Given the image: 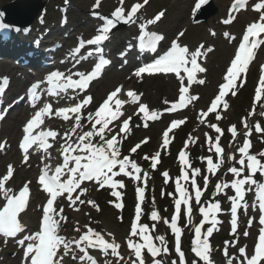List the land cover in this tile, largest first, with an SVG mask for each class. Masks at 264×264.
<instances>
[{
  "label": "snow or ice",
  "instance_id": "obj_1",
  "mask_svg": "<svg viewBox=\"0 0 264 264\" xmlns=\"http://www.w3.org/2000/svg\"><path fill=\"white\" fill-rule=\"evenodd\" d=\"M101 0H96L94 7L100 6ZM208 0H198L196 9H199L201 5L206 4ZM125 0H120V6L112 12L111 18L103 17L104 23L97 30L98 34L93 38L84 41L83 38L79 40V46L73 51V54L79 53L82 48L87 45H95L96 53H100L99 61L95 63L94 68L90 72H77L74 73L78 76V79H73L72 75L65 76L60 71H53L47 76L48 83L52 86L51 90L53 93L57 89L67 90L79 89L86 91L90 83L98 78L105 66L111 63L110 60L104 57L103 49L100 45L104 41L109 39V34L116 25L123 21L125 23L135 22V17L138 11L144 8L149 0H143L130 6L129 9L124 7ZM247 0H234L232 5V11L245 8ZM252 9L259 14L258 19L254 22L249 23L246 26V31L242 35L241 42L238 45L237 51L234 53V58L230 61L229 67H227L225 75L223 77V83L219 85L218 94L211 101L210 106L206 111L201 112V117H207L209 113H215L217 119H222L220 112L217 111L218 107L227 109L229 107L225 97L230 93L235 96L237 94V88L243 86L244 74L249 68L250 63L255 58V50L261 45H264V0H259L258 3L252 6ZM95 14V13H94ZM165 15L163 11L156 14L152 19L147 20L145 23L140 25L143 31L141 39V46L150 49L155 52L160 41H163L165 37L163 35L148 32L147 25L155 24L160 21ZM235 19L230 14L228 19L223 21L224 24H230ZM4 14L0 12V30H8L13 26L5 24L3 22ZM20 31L19 28L15 29ZM215 34L214 32L212 33ZM185 35L184 31H180L176 39L172 40L168 50L162 55L156 58L152 63L145 64L139 67L134 75L142 77L144 74H155V73H174L180 78L181 88L179 89V99L177 103H173L172 107L167 111H176L177 109L185 108L189 103L198 99L197 96L190 94V86L193 83L203 85L204 79H198L197 73H205L207 69L202 66L198 61L206 59L207 54L213 51L212 48H206L203 44L199 45L195 50H190L187 45H182L179 41L180 38ZM226 37L235 39L234 36H230L229 33H224ZM93 53H89L92 55ZM84 59V57H80ZM264 68V66H262ZM181 72L186 74L181 75ZM187 79V86L184 85V80ZM63 81V83H61ZM240 81V83H238ZM9 81L7 77L0 79V96H2L6 90V86ZM39 88V82L34 83L29 89V93L33 100L37 99V89ZM123 90V85L117 86L112 92L108 94L106 99L99 105L94 112H89L86 119L91 124V130L83 131L82 134L78 135L75 140L72 139V135L65 133L68 137L64 141L63 145V162L56 166L54 169L50 168L48 164L44 165L41 174L38 177V183L42 186L49 197L46 204L42 206V219L40 222L39 230L32 234L21 235L25 233L26 225L22 223L21 214L24 213L29 205L30 198V181L25 182L18 192H13L11 188L6 187L7 182L13 177L14 168L12 165L7 166L6 174L0 177V196L3 197V203H0V235L5 238H16V242L19 246L24 248V261L25 264H64L65 257H70L71 260H77L75 254L76 249L82 253L78 257L80 261H86L87 264H98L97 259L89 254V248H96L108 256L119 257L120 256V245L115 241L113 234L108 233L111 239H106L105 235L93 229L91 226H85L86 231L79 235L78 239L67 240L63 235L60 234L63 227L62 222L67 223V216H65L63 207L57 209L56 202L58 198L66 199L69 202V206L75 208L77 202L79 204H90L93 208L99 211V206L94 200H83L81 197L88 192V188L83 185L85 182L94 183L98 188L108 187L112 189V195L121 200V202L115 203V207L123 209L124 204L122 202V192L119 189L126 187L123 180L118 179L119 176L134 178L137 182L147 183V173H143L142 168L129 156H122L119 150L121 133H127L130 127L131 117L122 121L120 132L115 135H110V138L106 135L111 133L112 129L109 127L113 121L118 120L122 115V106L126 101L118 98V94ZM126 95L129 97L132 103L140 101V95L134 90H128ZM255 99L260 102L264 99V75H261L258 82V87L255 90ZM93 101V97L90 95L85 96L80 102L69 107L54 108L52 104H46L41 107L34 115L26 122L23 127V137L19 144L20 149L23 151L24 161L29 159V151L35 145L36 148L42 149L46 154L48 149L52 147L49 143L50 138H56L59 133L54 130H45L41 126L45 124V119L50 117H59L63 120H74V127L71 132L76 133L77 129L82 128L81 121L84 118L82 114V108L90 105ZM167 103V102H166ZM140 113L144 114L145 121L158 118V114L150 112L147 104L140 103ZM0 119L3 116L0 115ZM185 123V120H173L170 127L163 133V146H167L170 143L169 132L177 126ZM147 126V124H145ZM245 128L247 123L245 121ZM209 127L214 128L218 134L215 137H208L209 151H214V154L218 156V162H214L212 155L207 156V171L215 174L221 169L224 163L223 155L224 148L220 143V135L223 130L216 124H210ZM39 129V131H38ZM256 130L264 132V128H261L259 124L256 125ZM230 132L233 137L237 136V129L235 125H232ZM250 134V133H249ZM98 138V141L96 140ZM96 141V142H94ZM147 141H141L136 144L130 151L135 153L138 148L141 147L142 143ZM214 143V149L212 147ZM6 142H0V149H3ZM187 147V143L185 145ZM251 141L245 140L243 146L238 149L241 154V158L238 163L240 167H229L228 171L236 177L230 184L228 182H221L215 185L216 193L219 195L224 192L225 188L231 187L234 189V194L229 197L231 201L230 212H231V230L233 234L238 229V210H247L249 205L245 202L246 192L251 191L252 185H256V199L259 202V210L261 215L259 217V223L264 225V180H257L256 176L259 174L264 177V152L260 153L259 156L256 154H250ZM152 161L151 167L156 168L159 163L160 152L155 153L151 157H145ZM180 162L186 169L183 172L182 177H177L175 180V190L179 194L178 198H175L174 204V215L170 220L164 219L159 215L157 210L151 212V220L153 222H161L167 224L174 234L175 251L179 254L180 264H197V261L187 262L185 261V253L181 250V239L183 229L179 225V221L182 214V206L184 211L187 213L188 223L192 222V201L193 199L197 204L200 203L203 195V190L196 183L195 176L200 174L199 168H193L190 164L188 153L181 150L178 154ZM232 159H235L233 156ZM247 168L248 174L241 178L242 174ZM191 172V176L190 173ZM143 173V174H142ZM163 176L168 178V173L164 172ZM183 181V183H182ZM191 183L194 187L193 194L189 192L188 188L184 184ZM205 185L208 184V177H204ZM248 185L249 187H245ZM139 195V202L135 207V222L130 225V236L140 237L143 242H135L129 238L127 240V246L131 249L137 258L132 264H146L145 261V250L150 253L153 258L152 264H161L160 260H156L161 252H167L168 249L165 246L166 240L164 235H160L155 239L159 240V244L162 247H158L154 242V238L150 235L151 228L148 224L141 223L142 215V203L145 198V187H138L136 189ZM169 195H174L170 193ZM75 210H79L75 208ZM221 204L219 201L210 203L207 207L200 208V212L203 214L201 223L195 227V237L192 242V251L195 256L203 261L204 264H214L211 258L212 246L209 238L213 235L216 225L220 223L217 216L221 211ZM122 219V218H121ZM249 220V224H251ZM210 223L211 226L204 230V225ZM155 223L152 228H155ZM74 231L80 233V228L77 226ZM244 235H248L247 232ZM27 242V243H26ZM75 245V248L73 247ZM239 253L244 257L241 264H261L264 261V227H262L258 234V241L254 246V253L250 257L247 255L246 246L238 249ZM225 256H228L227 248L224 250ZM104 264H108L107 261ZM173 264H177L173 261ZM228 264H231L229 259Z\"/></svg>",
  "mask_w": 264,
  "mask_h": 264
},
{
  "label": "rangeland",
  "instance_id": "obj_2",
  "mask_svg": "<svg viewBox=\"0 0 264 264\" xmlns=\"http://www.w3.org/2000/svg\"><path fill=\"white\" fill-rule=\"evenodd\" d=\"M12 0H0V8L4 6L6 3L11 2ZM43 1V0H41ZM47 2V0H45ZM56 1H62V0H56ZM131 1H137V0H131ZM141 1V0H139ZM179 1V2H178ZM191 1L192 0H151L150 5L148 6V16H151L153 13H155L158 9L161 8H166V13L167 17L165 21L161 24L160 28L165 30L170 36H173L178 30L184 27L183 21L185 18H188V10L191 6ZM76 2V8H75V13L73 16V27H77L78 29H82L80 27L85 26L84 20H85V10L84 12L79 11L78 5L82 2V0H75ZM93 2V0H90L88 4L86 5V10L89 8L90 4ZM228 2V1H227ZM226 2V4H227ZM119 1L118 0H108V2L105 4L107 7H115L119 6ZM50 9L53 11V7L50 6ZM54 14L53 12H51ZM76 16L78 17V21L76 20ZM185 17V18H184ZM184 18V19H183ZM183 19V20H182ZM178 21V22H177ZM177 22V23H176ZM172 27V28H171ZM171 28V29H170ZM204 34H207V30L204 27ZM203 37L201 35L194 36L191 32H187L185 35L184 40L188 42L191 46L195 45L198 41L203 40ZM215 53H213L211 56L214 57ZM231 55V52L228 54L227 58L222 62V70L224 69L225 65L227 64V61ZM218 56V55H217ZM219 58L214 57V60L212 61V65L216 67V65L220 64ZM220 79L218 78L217 82ZM252 76L249 78V84L246 87V90L244 89V92L240 93L238 97L232 100V98L227 99L229 103V107L223 111L222 113V119H217L216 115L213 116L212 122H218L221 121L222 129L224 130V133H226V130L231 125L237 126V128L240 130L244 127L245 121L246 123L249 121L250 117L253 114V110L255 108L254 103L251 101L252 100ZM165 79H155L154 81H146L143 84V89H145L146 94L145 98L151 106L158 107V106H163L164 105V97L165 100H169L173 97L168 96V92L165 90H162V87H160L163 83H165ZM216 82V83H217ZM125 86L127 87H139L136 85L135 81H128L125 83ZM148 87L150 89H148ZM154 87V89L152 88ZM153 89V90H152ZM215 91V90H214ZM245 94V100H241L243 94ZM213 93V92H212ZM242 94V96H241ZM205 105V103H204ZM204 107V106H203ZM13 116V115H12ZM154 129L148 130V131H142L141 133L138 134L136 137V140H140L141 137L144 136H153L152 142L149 144V147L151 150H153L154 154L159 152L158 149H160V142L158 144V135L156 134V131H153ZM205 131H208V126L207 124H198L197 120L193 119L191 122L188 123L186 128L179 134L178 138L176 141L173 143L176 147V152H180L181 150L185 149V151L188 153L189 158H190V164L192 165L193 168H199L201 170L200 174L198 175V178H201L202 181L198 180L197 184L202 189L203 187H206L205 182H204V177L207 176L208 180L210 178V174L207 171V166L202 162V157L204 155H208L209 153V148L207 147L208 145V136ZM209 132V131H208ZM183 136V138H180L181 140L179 141V137ZM222 140L226 141V138H220ZM254 138H242L241 142L239 143V146L241 147L245 140H253ZM258 139V138H256ZM189 140H193V145L187 144L188 146L185 147V144L189 142ZM134 141V139L132 140ZM158 144V145H157ZM147 151V150H146ZM172 152H169V154ZM146 154H150L147 153ZM166 153L164 156H167ZM177 153L173 154L169 160V162L166 164L168 167H170L171 174L173 178L180 177L181 174L186 170L183 166V164L180 162L178 156H176ZM239 155H237V158ZM174 158V159H173ZM169 164V165H168ZM166 165H163L161 169H166ZM191 173V172H190ZM247 175V172H246ZM226 176V175H225ZM196 177V176H195ZM230 176H228L229 178ZM242 177V176H241ZM161 181V179H160ZM203 190V189H202ZM165 191V192H164ZM90 200H94L96 204H100L99 206V211H97L95 208L92 207L90 204H82L81 206V211L80 212H74L75 214V219L72 220L71 226L69 229H72L71 227H77L80 225V227H85L91 226V227H98V228H104L106 224L110 227L114 226L116 230L119 231H113L112 233L115 232V234L118 233L117 237L124 240V236L127 234V227L124 224L119 223L117 218L115 217V213H112L110 209L107 207V203L105 202L107 195L105 193H93L92 196L89 197ZM157 203L159 205L160 211L163 214L168 215L171 210V205H170V196H169V191L168 188L164 187V185H160L159 191H157ZM195 202V200H194ZM149 203L152 205L153 201L150 199ZM196 203V202H195ZM90 205V206H89ZM101 212V213H99ZM164 216V215H163ZM94 219V220H92ZM75 221V223L73 222ZM78 223V224H76ZM106 223V224H105ZM105 224V225H104ZM111 233V232H110ZM114 239H116V236H114ZM218 239V238H216ZM245 244L248 243V239H244ZM213 255V253L211 254ZM214 256L216 258H220L219 254H216L214 252ZM17 264V262L15 263ZM197 264H203L202 261L198 260Z\"/></svg>",
  "mask_w": 264,
  "mask_h": 264
},
{
  "label": "bare ground",
  "instance_id": "obj_3",
  "mask_svg": "<svg viewBox=\"0 0 264 264\" xmlns=\"http://www.w3.org/2000/svg\"><path fill=\"white\" fill-rule=\"evenodd\" d=\"M226 0H215V4H216V8L218 9V13H221L223 11V7H224V3H225ZM28 7H30L29 5H12V6H9L5 9L6 12H9L8 14L12 16L18 14V18L19 17H24L22 19H25L26 17V12L28 11ZM31 11V10H30ZM22 14V15H20ZM25 15V16H24ZM254 13L250 12V11H247V12H243V13H240L239 14V18L236 20V22L234 23V25H232L230 28L232 29V31L236 32L238 30H240L242 28V25L243 23L246 22V20L248 21V17L250 16H253ZM216 15H214L213 17L209 18V20H207L206 24H216L215 21H214V17ZM29 17V16H27ZM26 17V18H27ZM185 18V17H184ZM183 18V19H184ZM28 19V18H27ZM182 19V20H183ZM178 22V21H177ZM176 22V23H177ZM184 25L188 26V32L189 31H193V30H196V31H199L200 32V35L202 36L203 35V39L205 40H210L212 41V39L209 38L208 35H204V33H202L203 31V25L204 24H200L199 26H196V27H191L189 25V22L187 21V19L185 18L184 21L182 22ZM172 28V27H171ZM170 28V29H171ZM217 42L219 43V51L217 53V55L220 57V61H224V59L227 58L229 52H230V47L225 43L224 40H217ZM0 65L2 67L6 66L7 64L5 63H0ZM218 67H216L215 70L212 69V65H211V69H212V72L213 75H212V79L210 80V84L206 87V91L210 90L211 87L213 86V81L214 79L217 77V74H218ZM99 87L102 86V84H98ZM210 86V87H209ZM96 87H97V84H96ZM174 90V87H172V85H170L168 87V92H171ZM205 90V88H204ZM202 101V100H201ZM24 112H25V108L24 107H21L18 112L16 113L15 117L8 120V122L6 123L5 127H4V135L5 136H8L10 137V141L13 142V143H16V138H17V134H18V121H20L21 117L24 115ZM35 217V215L29 211L28 214L26 215V219L28 220H31ZM105 225V224H104ZM108 227V226H107ZM110 229H113V230H116V228L114 226L112 227H109ZM66 259L67 257H65V261H64V264H66ZM9 264H14L13 261L9 260Z\"/></svg>",
  "mask_w": 264,
  "mask_h": 264
}]
</instances>
